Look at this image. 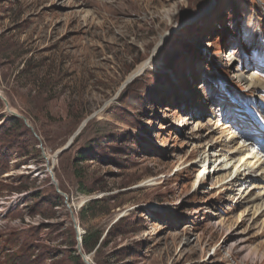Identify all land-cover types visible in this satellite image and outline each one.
Instances as JSON below:
<instances>
[{"label":"rangeland","instance_id":"obj_1","mask_svg":"<svg viewBox=\"0 0 264 264\" xmlns=\"http://www.w3.org/2000/svg\"><path fill=\"white\" fill-rule=\"evenodd\" d=\"M0 92L31 127L0 99V264H84L87 229L90 264H264L247 190L195 185L215 142L264 148V0H0Z\"/></svg>","mask_w":264,"mask_h":264},{"label":"bare ground","instance_id":"obj_2","mask_svg":"<svg viewBox=\"0 0 264 264\" xmlns=\"http://www.w3.org/2000/svg\"><path fill=\"white\" fill-rule=\"evenodd\" d=\"M162 42H164V38L160 41V43L156 47L155 51L160 49ZM148 63H149V61L144 62L141 65H139L135 69V71L130 75V77L128 79H133V78H136L137 76L141 75V73L144 72L148 68V65H149ZM238 78L242 81L247 80L246 77H244L243 75H239ZM250 84H252V81L250 82ZM83 123H84V121H83ZM236 125H240V123H237ZM243 127H246V125L245 126L241 125L239 127L240 128L239 134H242V136H244L243 131H242ZM225 128H226V126H220L215 130L219 139L225 133ZM212 132L214 133V130ZM239 136H241V135H239ZM245 137H247V136H245ZM237 138L238 137H236L235 135H232V134H230L228 136L229 147H227L228 149L225 148V149L221 150L223 153L222 155H221V152H218L216 154L215 149L217 148L218 142H215L212 145V150L209 149L207 154L204 156V158L203 159L201 158L202 161H201V159L198 160L199 161L198 164H200V167L202 164V166L204 167V170L196 176L195 185L197 186L198 184H200L204 181L205 172H206L207 176L209 177L210 176L209 174H211L210 172H213V174H211L213 176L216 174L217 171H219V172L224 171L227 173V174H224V177H223L225 180H229L231 178H234L233 180H231V182L237 181V185H236L237 188L234 192H236L237 195L239 196L240 194H243V192L245 190H247L245 193L246 197L248 198L246 204H248L250 206L252 205L251 208H259V209L263 210V212H264V148L261 147L259 149L258 155H255L253 153V150H251L250 148H247L249 145L246 147H242V148L238 147L239 149H237V150L233 149L234 144L237 141ZM230 145H233V147ZM55 154L53 156V161H52V159H50L53 165H54V161L60 156L59 155L58 157H55ZM260 155L262 157H259ZM258 158H261V159H258ZM191 164L192 163H190V162H187L186 164H184V165H186V167H184V169L182 170L183 173L186 172L185 171L186 169L192 167ZM207 165H210V166L207 169H205V167ZM51 168L52 167H50L49 170H51ZM242 171H261L262 175H261V178L258 179L259 183L254 184L253 182H251L250 185H247L248 180H245L246 178H243L240 175V172H242ZM51 174L53 175V173H51ZM249 197H251V198H249ZM259 209H257V211ZM257 211H256V213H257ZM79 230H80V228H79ZM80 233L82 234L81 230H80Z\"/></svg>","mask_w":264,"mask_h":264},{"label":"water","instance_id":"obj_3","mask_svg":"<svg viewBox=\"0 0 264 264\" xmlns=\"http://www.w3.org/2000/svg\"><path fill=\"white\" fill-rule=\"evenodd\" d=\"M210 3H211V2H210ZM210 3L207 4V5H205L204 8H202L199 12H197V14H196L193 18L187 20L186 23H190V22H192V21L194 20V18H195L196 16H198V14H199L203 9H205V8H207L209 5H211ZM169 34H170V33L168 32L167 35H169ZM165 36H166V34H165ZM133 79H135V78H133ZM133 79H128V80L126 81V84L130 83L131 81H133ZM0 99H1V101L3 102V104H4V106H5V109H6L7 113H8L10 116H12V117H14V118H17V119H21V120L24 122V124L26 125V127H28L29 129H31V127L27 124V119H26V118H24L23 116L18 115V114H16V113H13V112H11V111L9 110L8 103H7V101L4 99V97L2 96L1 92H0ZM88 121H89V119H86V120L84 121V123L81 124V126L79 127V129L73 134V136L70 138V140H69V141H68V142H67V143H66L61 149H59V150L56 152L55 157H58L59 155H61L62 153L68 151V150L71 148V146H72L73 143H74V140H75L76 137L80 134V132L82 131V129L86 126V124H87ZM42 158L46 161L45 163H46L47 173L49 174V176H50V178H51V184L55 186L56 191L58 192V194L64 197L65 202H66V204H67V196H66L65 194H63L62 192L59 191V189H58V184H57V182H56L55 179H54V175H52V174H51V173H52L51 170L48 169V160H47L46 155H45L44 152L42 153ZM73 222H74V226L76 227V224H75V221H74V220H73ZM81 235H82L81 233H79V232L77 233V251L79 252V254H80V256H81V258H82V260H83V263H84V264H90V263L88 262L87 257L84 256V255H82V251H81V250H82V238H81Z\"/></svg>","mask_w":264,"mask_h":264},{"label":"trees","instance_id":"obj_4","mask_svg":"<svg viewBox=\"0 0 264 264\" xmlns=\"http://www.w3.org/2000/svg\"><path fill=\"white\" fill-rule=\"evenodd\" d=\"M7 121H10V122H16V123H19L17 118H14V117H9L7 119ZM81 160H83L81 158ZM80 160V161H81ZM83 192L86 193V194H89L88 192H86V188H83ZM98 202H95V204H97ZM46 217V216H45ZM45 219H48V218H45ZM33 235L37 238L38 235L36 233H33L31 235L29 234H26L24 236V238H22L21 236H19L18 238L20 239V241H22V243H29L33 240L32 237ZM12 237V236H11ZM103 245V241H101V234L99 232H94L92 230H86L83 238H82V249H83V252L86 253V254H89L93 251L96 250V252L102 247ZM77 252L73 251V258L75 261H77L79 264H82L80 261V258L76 255ZM31 258H26V256H24V261L25 260H29L30 261ZM28 264V262H26Z\"/></svg>","mask_w":264,"mask_h":264}]
</instances>
